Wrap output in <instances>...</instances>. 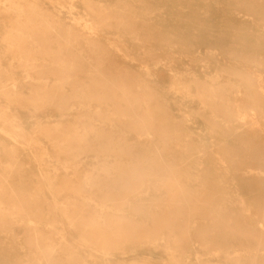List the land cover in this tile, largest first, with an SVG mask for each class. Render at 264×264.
Listing matches in <instances>:
<instances>
[{
  "label": "rangeland",
  "instance_id": "1",
  "mask_svg": "<svg viewBox=\"0 0 264 264\" xmlns=\"http://www.w3.org/2000/svg\"><path fill=\"white\" fill-rule=\"evenodd\" d=\"M243 1L249 0H0V194L6 173L15 169V193L19 199L28 200V210L34 208L33 212H21L12 202L2 199L6 201L2 209L7 219H0V264H234L229 256H236L235 252L241 264H253L250 256L255 253L260 261L257 258L254 264H264V244L260 246L253 240L237 243L220 237L203 239L192 229L210 219L163 215L175 208L166 187L172 179L165 178L171 167L157 172L165 176L147 177L141 183L134 179L113 190H91L83 183L86 176L94 180L119 177L120 168L150 170L163 152L169 153L168 162H174L182 153L189 154L190 150L163 151L162 138L170 143L175 139L194 140L199 148L193 153L203 160L199 161L201 166H192L200 170L195 174L201 172L209 162L207 157L219 153L218 139L231 142L240 136L227 134L225 125H213L215 119L226 120L211 108L205 92L210 83L222 86L224 94L236 99L230 103L235 111L240 105V116L233 120L238 131L247 129L245 137L251 138L264 129V121L247 108L249 89L238 74L242 69L258 78L261 67L245 66L238 56L228 53V46H212L208 37L197 35L206 28L218 33L219 27L231 24L224 21L232 17L249 22L230 25L233 31H227V41L240 27L255 28L257 23L249 12L251 5L245 7ZM209 12L213 14L207 15ZM41 15L48 16L55 28L39 23ZM29 16L38 21L37 30H31L34 34L24 29ZM209 17L210 21L201 20ZM68 31L71 34L66 36ZM20 32L25 35L19 36ZM59 59L73 65L71 73L77 75L75 80L83 84L84 90L74 92L71 84H66L62 92V102H66L61 109L42 106L34 100L36 84L44 78H48L50 86L56 81ZM45 70L48 72L41 78ZM123 82L131 86L113 93L110 88ZM92 91L98 96H93ZM102 94L115 97L109 99ZM156 103L163 108H153ZM155 112L161 114L164 123L160 132L135 124L138 117L133 115ZM67 129L84 133L89 149L77 155L63 151L53 136ZM156 145L158 148L152 151L145 148ZM177 179L186 183L187 178ZM66 181L80 189H66ZM228 181L225 190L239 183L236 176ZM129 187L134 193L126 199L112 200L114 192L120 191L122 197L131 190ZM240 190L238 193L246 195V204H252L251 197H247L249 189ZM228 192L224 197H229ZM82 211H86L89 222H103L106 215H111L156 232L148 236L139 232L103 248L89 236L90 231L75 226L81 222ZM159 218L174 225L161 226ZM72 221H76L74 225ZM227 221L234 223L235 218ZM175 225H179L178 230ZM187 229H191V239L181 248ZM35 238L46 252L33 244ZM228 252L231 255L227 256Z\"/></svg>",
  "mask_w": 264,
  "mask_h": 264
},
{
  "label": "bare ground",
  "instance_id": "2",
  "mask_svg": "<svg viewBox=\"0 0 264 264\" xmlns=\"http://www.w3.org/2000/svg\"><path fill=\"white\" fill-rule=\"evenodd\" d=\"M249 1H243L242 5H244L245 7L248 6L249 4L251 5V9H249V12H251V14L254 16L255 22L257 23V26L255 28H247V26L243 28L240 27L237 29V33L233 35V39L230 41H227L228 39L225 38L228 35L226 34L227 31L229 32V29L233 31L230 25H233L236 23L241 24V22H244V23L249 22L248 19L232 17L230 18L231 20L224 21L228 23L230 22L231 24L227 23L228 26L224 25V27H219L218 33H212L206 28V31H201L197 35H200L204 38L208 37L206 40H208V42L211 43L212 46H215V47L216 46H221V47L228 46V50H229L228 53L231 55L235 54L236 56H238V59L240 61L246 63L245 66L249 64H253V65H258L261 67L260 69L261 75L258 78L256 76H251L247 74L246 72H243L245 70H242V69H240V72L238 74H239V77L245 83V85L248 86L247 88L249 89V93L246 92V96L248 99V104H246L247 108L251 110L250 112L251 114H253V116H258L259 119L264 121V89L262 87V84L264 83V0H254L253 2H249ZM17 12L22 13V14L26 13L24 11H17ZM204 14L206 15V13ZM211 14L210 12L209 14L207 13V15H211ZM28 15L30 14L28 13ZM40 18L41 19L39 23L43 22V23H46L48 26H50L51 29L55 28L54 22L48 19V16L41 15ZM104 18H107V17L104 16ZM192 18H193V14H192ZM211 19L212 18L209 17V18L201 19V20L207 22V21H210ZM104 20L105 19H103L102 21ZM132 20L133 19H130L129 21H132ZM220 22L222 23V20H220ZM28 23L29 24L24 27L25 31H28V30L31 31L34 29L37 30L38 21L36 20L35 16H29ZM173 24H174L173 26L177 25L175 23ZM188 26H191V25H188ZM88 28L92 29L93 27L88 25ZM31 32L34 34V31H31ZM68 33L71 34V32L68 31L66 36H68ZM23 35H25L24 32L19 33V36H23ZM29 36L32 37V35H29ZM189 39H190V36H189ZM20 46L21 45H19L17 48L19 52L20 50H22ZM150 55H153V54H150ZM57 62H58L57 66L55 67V69L57 70V73H55V75H57L55 77L56 81L53 83V85L50 86L49 81L47 80L48 78H44V75H45L44 73L48 72L49 69L45 70L41 75V78H44L43 79L44 81L41 84L35 85L37 91L35 92L34 100H36L42 106L54 107V108L56 107V108L61 109V106H63V104L66 102V100L65 102H62L64 101L62 99V92L66 84L67 85L71 84L74 92L79 91L80 89L81 90L79 92L84 91V90H83V84L78 83L75 80V77L77 75L75 76V74L71 73V71L74 70L73 65L67 59H64V60L59 59L57 60ZM230 71L232 72V70ZM129 83H133V81ZM106 84H108L107 81L106 83H104V85L106 86ZM93 86H95V84H93ZM129 86L131 85L123 82L121 85L119 86L114 85L110 89H112V92L114 93L115 90H118L120 88L128 89ZM250 89L252 90V92H250ZM92 90H95V88ZM95 91H92L93 96H98V94ZM224 91H225V88H223L222 86H215L211 83L208 89L205 91V92H208L207 95H208V100H210L211 102L210 104L211 108L217 111L220 114V116L223 115L224 116L223 118L226 120V122H222V121L215 119V122H213V125H216L217 127L218 126L221 127V125H225L226 127L225 132H227V134H230L231 136L238 134L240 136H238L235 140H232L231 142L227 140H222L223 138L218 139V144H219L218 149H220V151L218 150L219 153L215 155L212 154L207 157L209 162L208 163L205 162L206 164L205 166L203 165L204 167L202 168L201 172H198L197 174H195L196 170L200 171L199 168L197 167L202 165L201 160L203 159H199L195 157V154L193 153L195 150H198L199 148V146L197 147L194 144L193 142L194 140L192 141L191 138L186 139V140L185 138L184 140L175 139L174 142L170 143V142H166L165 139L162 138L161 140L164 143L163 151L164 150L169 151L172 149L180 150V151L190 150L189 154L182 153L180 157H178V159L174 160V162H168L169 161L168 158H170L169 153L167 154L163 152L162 154H158V157L160 160L158 159L156 162L153 161L154 163H152L153 165L150 166V170H142L143 167L141 169L134 168L133 171H128V170H124V168H120L119 173L121 175L119 177H116L113 175L115 178L112 177V179L107 178L104 180H100L97 178L98 180L97 179L94 180L93 178L86 176L83 179L84 185L89 186L91 190L95 189L99 191V190H102L104 187H109V189L107 190H113L114 188H117V185H125L129 181L134 180V179L137 180L139 183H141L147 177L165 176L157 172L160 171V169H163L167 166L171 167L172 170L169 171L170 172L169 174H166L168 177H165V178L167 179L170 178L169 180L172 179V181L170 185L166 184V187H168V197L171 200V202L174 203V207L175 208L177 207V209L174 208L173 210H170L169 212H163L164 216L175 217L177 215H183V216L187 215L190 217L195 216V217H200L204 219H210L211 221L205 222V224H202L198 227H194L192 229V230H195L197 237L200 236V237H203V239L204 237H212V238L220 237L225 240L229 239L230 241L236 240L235 242L237 243L243 242L244 240L245 241L253 240L257 242L260 246H262V244H264V129L262 128L263 129L262 131H260L258 134L254 135L251 138L245 137L246 136L245 134L248 132L247 129L244 131H238L236 129L234 120L237 117L239 118L240 116V113L237 112V110L240 109V105L238 104L239 105L238 109L235 111V107L231 106L230 103H232L233 100H236V99L234 97H231L230 95L228 97L227 94H224ZM9 93H10V90H9ZM102 95L105 97L110 96L107 94H102ZM89 97L91 98V96ZM114 97L115 96H111L109 97V99L114 98ZM153 108H157L158 110H161L163 107H161L160 104L156 103L155 105H153ZM157 114L159 113L155 112L153 114L141 115V116L133 115L136 118L138 117V120L135 121L136 122L135 124H138V126L143 125V126L149 127L155 133H158L161 131L160 126L164 125V123H162L160 120V117H162L161 114H159V116ZM227 119H229V121ZM55 131H53V134L56 133ZM163 131L164 129L162 128V132ZM166 131L167 133L179 132V131H171V130H166ZM82 134L84 133H81V135L76 132L71 133V131H68L67 129L64 131V133L62 132L61 134H58V133L55 134L53 136V140L57 141L58 143L62 145L61 149L63 151H66V152L73 151L74 155H77V153L84 151L86 149H89V146H90L89 144H86L84 142L85 138H84V135ZM223 134L224 133H222V135ZM161 140H158V141H161ZM110 148L112 147H106V149H110ZM145 148L147 151L148 150L152 151L153 148L157 149L158 147L156 145L155 147L147 146ZM146 160H149V157ZM194 163L197 165V167L192 166V164ZM103 170L108 173L107 169H103ZM182 171H184V173H180ZM221 171H224V173H220ZM14 174H15V169H9L4 177V181L1 183L2 193L0 194V219L4 221L7 219L6 217L7 215L3 213V209H2V206L6 202V201L5 202L3 201L4 199H7V202H12L15 208L21 212L29 213V212H33V209H34L33 207H31L28 210L27 208L28 200L25 201L22 198L19 199L17 197L18 195L15 193L16 187L14 186ZM231 176L232 178H235L236 176V178H238L239 180L238 181L239 183L233 184L231 187H229V189L225 190L224 184L229 183L230 180L228 181V178ZM103 177L101 179H103ZM181 177L187 178L186 183H183L179 179H177ZM195 181H198L199 183L197 182L198 185L194 188L192 186H195V183H193ZM201 185L202 187L200 188ZM64 187L72 191H77V188H78L77 185H75L74 182L72 181L64 182ZM240 189H249V195H247V197H251L252 204H246V201H245L246 195H242V192L238 193V191H241ZM226 191H230V193L228 192L229 197H224ZM114 193H116V197L115 198L112 197V200L117 201L119 199H126L127 196H129L128 194L134 193V189L127 191V194L123 195L122 197L120 196L121 195L120 191H118V193L117 192H114ZM15 199L17 200L15 201ZM124 202L125 200L122 203ZM54 203L55 205L58 206L57 201H55ZM61 205L63 208V204ZM24 206L26 208L25 211H24ZM57 208L58 207H55V209L53 210L56 211ZM81 210L83 209L81 208ZM85 212L86 211L81 212L82 213V216H80L81 222L79 221L80 224H77L75 226L85 231H90V233H88L89 236L92 239H94L95 242L101 244L103 248L106 246H111L116 242L119 243V242H122L123 240L130 239L136 234H139V232H141L140 234H143L144 236H148L151 233L155 234L156 232L155 230L151 231V230H147L142 227H138L134 224H130L129 222H127L128 220H122L121 218L117 219L111 215H106L103 218V222L92 221V220H91L92 222H89V219L84 215ZM8 214L12 215L13 212L10 211L8 212ZM230 217L235 218L234 223L227 221L229 220ZM122 221H125V222H122ZM160 221H163V220H160ZM74 222L76 221H72L73 225H74ZM156 223L157 222H155V224ZM159 223L161 224V226H166V227L169 225H174L173 223L166 222V221H163L162 223L158 222V224ZM178 226L175 225L174 229L175 228L177 229ZM189 227L192 228L193 225H189ZM187 230L188 231L186 232V235H185L186 237H184L182 241L180 240L181 243L179 244V246L181 248L184 247L186 245V242H189L191 239V236L189 233L191 229H187ZM87 239L91 241L89 237ZM34 242L35 243L33 244H36L40 250L41 247H40L39 238H35ZM207 243H210V242H207ZM41 250L43 252L47 251L44 249H41ZM235 253H236V256L231 255V252H228L227 256L229 254L231 255L229 257L233 259L234 264H241V258L239 254L237 252ZM258 256H259L258 253L251 254L250 260L251 262H253V264L257 262ZM18 259H20L19 261H21L20 257Z\"/></svg>",
  "mask_w": 264,
  "mask_h": 264
}]
</instances>
